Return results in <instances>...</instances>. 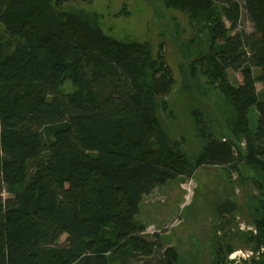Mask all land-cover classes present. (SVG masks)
Instances as JSON below:
<instances>
[{
	"label": "trees",
	"instance_id": "obj_1",
	"mask_svg": "<svg viewBox=\"0 0 264 264\" xmlns=\"http://www.w3.org/2000/svg\"><path fill=\"white\" fill-rule=\"evenodd\" d=\"M94 1L0 0V264H180L136 216L146 195L203 166L248 169L264 197V0H164L206 33L187 89L234 111L220 139L195 109L205 146L192 160L158 117L175 84L163 54L107 35L95 12L64 8ZM244 10L252 31L240 27ZM259 202L252 238L264 249ZM226 253L208 264H227Z\"/></svg>",
	"mask_w": 264,
	"mask_h": 264
},
{
	"label": "rangeland",
	"instance_id": "obj_2",
	"mask_svg": "<svg viewBox=\"0 0 264 264\" xmlns=\"http://www.w3.org/2000/svg\"><path fill=\"white\" fill-rule=\"evenodd\" d=\"M243 4L244 0H239ZM65 10L95 12L103 31L116 39L147 43L153 57L163 54L175 79L172 92L160 102L158 117L162 128L173 142L192 160L201 153L205 140L201 125L194 116L199 108L207 126L206 133L222 139L232 129L233 109L216 94H203L194 85L189 64L195 54L206 47V33L191 25L186 11L166 7L164 0H95L91 4L70 2ZM240 27L253 30L245 10ZM235 82L239 73H231ZM203 82L204 78H200ZM263 95L264 87L257 84ZM64 90L73 86L68 81ZM264 97V95H263ZM257 110H250V126L255 128ZM240 145L245 147L241 138ZM252 172L241 167L240 173L228 172L220 166H203L192 177H179L146 195L136 216L146 225L150 238H159L164 246L174 247L180 264H208L219 248L227 264H253L263 248L253 240V211L264 197L251 182ZM259 202V203H258ZM65 236H63V240Z\"/></svg>",
	"mask_w": 264,
	"mask_h": 264
}]
</instances>
